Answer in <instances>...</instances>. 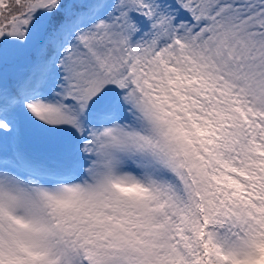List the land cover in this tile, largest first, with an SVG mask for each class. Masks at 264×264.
Here are the masks:
<instances>
[{
  "label": "snow or ice",
  "instance_id": "obj_1",
  "mask_svg": "<svg viewBox=\"0 0 264 264\" xmlns=\"http://www.w3.org/2000/svg\"><path fill=\"white\" fill-rule=\"evenodd\" d=\"M0 264H264V0H0Z\"/></svg>",
  "mask_w": 264,
  "mask_h": 264
}]
</instances>
